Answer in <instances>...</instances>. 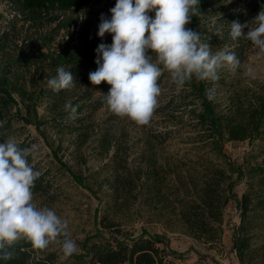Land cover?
Wrapping results in <instances>:
<instances>
[{
  "label": "trees",
  "instance_id": "16d2710c",
  "mask_svg": "<svg viewBox=\"0 0 264 264\" xmlns=\"http://www.w3.org/2000/svg\"><path fill=\"white\" fill-rule=\"evenodd\" d=\"M8 1L14 13L10 26L0 30V143L10 136L16 138V125L20 120L38 129L40 125L49 124L52 129L60 131L66 128L82 130L84 136L80 137L85 140L90 135L86 131L89 118L95 111L107 106L104 95L109 92L110 85L106 82L93 85L89 74L99 67L96 63L97 59H101L96 51L98 46L112 43L111 34L106 33L101 38L98 29L101 15L111 18L110 9L115 6L116 0L109 1L106 9L92 11L84 8L93 0ZM244 2V8L233 9L234 4H228L226 0H200V13L192 18L189 27L200 38L203 35L209 38L206 42L212 49L233 45L230 50L239 54L244 39L233 41L230 38V24L233 21L241 24L249 22L248 15L260 11L264 5V0ZM150 15L154 17V13ZM20 20H30L24 30L16 27ZM46 21L49 22L48 27ZM36 25H40V28H35ZM71 27L76 29L70 30ZM61 29H66L67 45L55 54L50 51V45ZM32 66L38 75L30 77V87L19 72L26 68L30 70ZM58 67L71 72L75 78L73 88L54 92L47 87V80L57 75ZM40 77L44 83L34 88ZM212 83H197L193 79L185 86L199 99L200 110L196 117L199 129L208 139L204 144L223 162H207L199 187L194 184L192 193L177 197L172 210L189 236L204 242H218L224 231V209L236 196L234 186L247 178V190L235 200L239 209V223L231 228V249L239 264H264V147L261 161H257L253 151L248 152L241 163L231 161L223 152V145L227 141L248 140L253 144L256 139H264V89L261 94L249 99L233 95L227 111L219 113L214 101L208 98ZM43 98L48 100L47 120H42L37 111ZM68 101L77 109L74 119L70 118V109H65ZM18 142L21 148L30 147L27 139ZM111 142L112 136L107 130L102 134L101 145L108 149ZM28 160L31 164L32 157ZM59 164L64 167L62 162ZM33 167L36 170L35 165ZM157 176L152 175L154 178ZM42 179L39 176L35 181L33 192L45 189ZM121 182L127 188L130 186L128 189L134 188L132 174H128ZM141 184H148V179ZM99 223L102 228L109 230V235L103 237L101 231L97 230L86 237L82 252L67 256V260H71L67 264H171L166 255L176 254L173 250L167 253L160 247L165 240L163 236L142 232L137 236L118 237V224L109 218L108 213L102 216ZM5 250L12 252L13 257L9 260L0 259V264H53L57 257L55 252L38 257L37 251L45 252L44 249H34L27 240H20Z\"/></svg>",
  "mask_w": 264,
  "mask_h": 264
},
{
  "label": "rangeland",
  "instance_id": "374dc122",
  "mask_svg": "<svg viewBox=\"0 0 264 264\" xmlns=\"http://www.w3.org/2000/svg\"><path fill=\"white\" fill-rule=\"evenodd\" d=\"M109 1L113 0H93L84 9H106ZM226 1L234 4L233 9L245 7V0ZM258 12L250 13L248 21ZM13 13L9 1L0 0V30L10 26ZM17 17L20 18V14ZM29 21L20 20L16 27L24 30ZM48 25L46 21V27ZM35 28H40V25ZM207 39L205 35L201 37L202 42ZM67 40L66 29H61L52 41L50 51L58 53L66 47ZM225 47L231 49L233 45L211 50L215 53ZM238 53L236 55L243 67L236 73L226 68L219 70V79L213 81L210 88L208 98L214 101L219 113L227 111L233 95L249 99L258 96L264 89V59L257 58L256 49L247 40L241 44ZM149 54H152L151 51ZM248 65L256 69L255 79L243 75ZM19 74H22L27 86L31 84L30 77L38 75L33 66L30 70L21 69ZM43 83L41 77L37 78L34 88L41 87ZM159 84L162 89L159 106L147 126L122 119L110 112L107 106L98 109L89 118L86 131L90 135L85 140L80 137L84 136L82 130L66 128L60 131L52 129L49 124L40 125L38 129L20 120L16 125V139H27L30 147L36 146V156L35 159L32 157L31 164L41 172L45 185L44 190L33 192V202L40 208L54 210L68 221L70 238L78 246L76 253L82 252L85 238L97 230L103 237L109 235V230L99 223L102 216L108 213L109 218L118 224V237L137 236L142 232L163 236L165 240L160 247L167 253L169 250L176 252L166 255L171 264H239L231 249V228L239 223L235 200L247 190V178L236 183L233 189L236 196L224 209L225 224L220 241L209 243L188 235L173 213L175 199L187 192L192 193L194 184L199 187L207 162L217 164L223 159L204 144L208 139L199 129L196 117L200 110L199 99L187 86L178 90L167 72L161 76ZM47 104L48 100L43 98L37 108L42 120H47L49 116ZM107 130L111 133L112 142L105 149L101 145V137ZM263 143L264 139H256L253 144L248 140L227 141L223 152L231 161L241 163L247 153L253 151L257 161H261ZM128 174H132V189L121 182ZM154 174L158 175L157 178L152 177ZM146 178L148 184L142 185ZM43 251H37L36 255L44 257L47 252L56 253L53 264L71 261L67 260L59 244H51Z\"/></svg>",
  "mask_w": 264,
  "mask_h": 264
},
{
  "label": "clouds",
  "instance_id": "9594fccd",
  "mask_svg": "<svg viewBox=\"0 0 264 264\" xmlns=\"http://www.w3.org/2000/svg\"><path fill=\"white\" fill-rule=\"evenodd\" d=\"M199 4L200 0H116L111 18L101 15L98 36L111 34L112 43H101L96 49L102 63L97 59L99 67L89 74V80L93 85H110L104 95L110 112L147 126L159 106V80L165 72L182 90L193 79L197 83L216 81L219 70L236 73L243 67L234 51L225 47L213 53L212 47L188 27L200 13ZM229 35L233 41H250L257 58L264 59V5L251 21H233ZM56 72L47 80L48 88L60 92L75 86L70 71L58 67ZM243 75L255 79L256 69L248 65ZM65 109H70L74 119L77 109L71 101ZM30 156L35 159V145L21 148L12 136L0 143V259H12L13 253L5 248L20 240L40 250L59 244L64 255L71 256L78 246L70 238L68 221L33 202L35 181L41 172L29 163Z\"/></svg>",
  "mask_w": 264,
  "mask_h": 264
}]
</instances>
